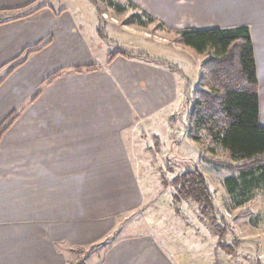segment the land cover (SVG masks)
I'll return each instance as SVG.
<instances>
[{
    "label": "crops",
    "instance_id": "crops-1",
    "mask_svg": "<svg viewBox=\"0 0 264 264\" xmlns=\"http://www.w3.org/2000/svg\"><path fill=\"white\" fill-rule=\"evenodd\" d=\"M131 1L165 30L248 26L264 126V0ZM33 6L30 15L0 19V79L27 48L50 40L0 83V125L18 112L0 139V264H73L115 231L96 264H180L153 229L118 230L144 216L137 212L148 194L134 159L147 145L140 127L185 102L191 69L144 47L107 50L111 36L100 34L92 0H0V15ZM195 55L200 63L203 54ZM86 67L94 69L75 71Z\"/></svg>",
    "mask_w": 264,
    "mask_h": 264
},
{
    "label": "rangeland",
    "instance_id": "rangeland-1",
    "mask_svg": "<svg viewBox=\"0 0 264 264\" xmlns=\"http://www.w3.org/2000/svg\"><path fill=\"white\" fill-rule=\"evenodd\" d=\"M79 1L59 0L61 5L70 6H75ZM92 1L103 18L100 23V34L104 36L106 33L111 36L104 41L107 50L117 49V46L122 44L128 47H144L153 53L165 55L181 68L191 69L192 84L188 83V87L186 86L188 89H185V101L188 93L194 95L195 89L200 87L199 78L202 72L200 65L206 55L200 56L199 63L196 53L191 51V48L175 41L174 30H165L159 23L147 26L139 25L137 22L124 24L126 18L139 9L130 7L120 13L103 0ZM119 1L124 3L125 0ZM85 5L89 6V3ZM35 6L0 15V19L18 17ZM91 16V11L90 16L84 15L88 18ZM159 31L171 39L167 42L159 40ZM145 32H149V35H145ZM139 42L142 45L138 46ZM176 105L175 110L166 114L163 121L154 123L146 121L140 127L138 136L147 141V145L142 143L143 154L134 159L138 165L136 168L139 183L148 194L145 196V206L137 212L138 215L144 216H132L130 218L132 222H128L127 226L120 228L118 232L134 234L153 229L169 251L175 254L174 257L180 264H264V165L257 169L254 176L242 178V170L257 167L258 162H248V165L241 166L245 162L233 161L224 150L211 152L209 148L212 143L208 138L203 136L200 141L192 139L189 131L183 132L185 122V114L181 115L185 109L183 96ZM156 136L161 138L159 147L154 146L153 138ZM146 137L149 139L146 140ZM147 146L152 150L148 152ZM195 168H198L209 182L217 208L214 213V216H217L215 220L220 224L221 230L227 232L221 238L215 227L200 217L201 214L194 202L184 201L180 205V211L176 213L172 198L175 189L163 185L162 177L171 179L177 173ZM227 178H236V183H227ZM149 225L153 227L149 228ZM117 235L115 231L102 242L83 249L73 264H96L101 261L107 247L117 239ZM220 244L228 247L233 245L231 249L235 250L234 253L230 254L223 250ZM178 255H181L182 261Z\"/></svg>",
    "mask_w": 264,
    "mask_h": 264
},
{
    "label": "trees",
    "instance_id": "trees-1",
    "mask_svg": "<svg viewBox=\"0 0 264 264\" xmlns=\"http://www.w3.org/2000/svg\"><path fill=\"white\" fill-rule=\"evenodd\" d=\"M103 1L115 7L120 13L127 11L130 7L139 9L137 12H132L124 24L137 22L139 25L147 26L159 23V26L163 27L162 22H158L155 17L140 9L131 0H125L124 3L119 0ZM34 11L24 15H30ZM174 33L175 41L198 54L206 55L200 65L202 71L199 78L200 87L195 89L194 95L188 93L185 109L181 112V115L185 114L183 132L189 131L191 138L195 141L202 140L203 136L208 138L212 143L209 148L211 152L217 153L218 150H224L233 161L245 162L241 166L248 165V162H258L259 166H253L241 172V177L244 179L254 176L257 169L264 165V126L259 120L260 81H258L250 28L245 25L213 29L184 28L174 30ZM49 43L50 40H47L36 47L27 48L22 58L11 62L0 83L22 65L30 54L40 51ZM118 53L126 56H148L145 53L133 54L122 50ZM112 57L113 55L111 59ZM93 69L86 67L75 69V71ZM58 76L60 72L55 73L49 83ZM17 116L18 112H14L0 125V139ZM235 179L227 178L226 180L227 183H236ZM162 181L164 187L171 186L175 189L172 198L176 213L180 211L181 203L192 201L197 205L200 217L205 218L213 228L215 227L220 238L227 233L221 230L220 224L215 220L217 216H214V213L217 208L214 196L207 177L198 168L177 173L171 179L162 177ZM219 246L230 254L235 251L231 249L233 245L228 247V245L220 244Z\"/></svg>",
    "mask_w": 264,
    "mask_h": 264
},
{
    "label": "built area",
    "instance_id": "built-area-1",
    "mask_svg": "<svg viewBox=\"0 0 264 264\" xmlns=\"http://www.w3.org/2000/svg\"><path fill=\"white\" fill-rule=\"evenodd\" d=\"M261 257H262V256H261ZM261 257H260V258H261Z\"/></svg>",
    "mask_w": 264,
    "mask_h": 264
}]
</instances>
